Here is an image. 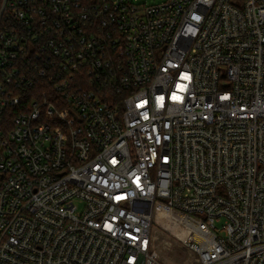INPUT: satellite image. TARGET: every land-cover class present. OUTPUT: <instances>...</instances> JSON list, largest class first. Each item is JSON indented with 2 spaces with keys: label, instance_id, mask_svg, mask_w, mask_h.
Instances as JSON below:
<instances>
[{
  "label": "built area",
  "instance_id": "obj_1",
  "mask_svg": "<svg viewBox=\"0 0 264 264\" xmlns=\"http://www.w3.org/2000/svg\"><path fill=\"white\" fill-rule=\"evenodd\" d=\"M156 228L264 264V0H2L0 264H165Z\"/></svg>",
  "mask_w": 264,
  "mask_h": 264
},
{
  "label": "rangeland",
  "instance_id": "obj_2",
  "mask_svg": "<svg viewBox=\"0 0 264 264\" xmlns=\"http://www.w3.org/2000/svg\"><path fill=\"white\" fill-rule=\"evenodd\" d=\"M135 3L154 4L163 0H133ZM221 222H217L221 226ZM155 244L161 259L165 264H192L194 254L187 251L179 242L166 230L154 229Z\"/></svg>",
  "mask_w": 264,
  "mask_h": 264
},
{
  "label": "trees",
  "instance_id": "obj_3",
  "mask_svg": "<svg viewBox=\"0 0 264 264\" xmlns=\"http://www.w3.org/2000/svg\"><path fill=\"white\" fill-rule=\"evenodd\" d=\"M1 2H2V0H0V5H1Z\"/></svg>",
  "mask_w": 264,
  "mask_h": 264
}]
</instances>
